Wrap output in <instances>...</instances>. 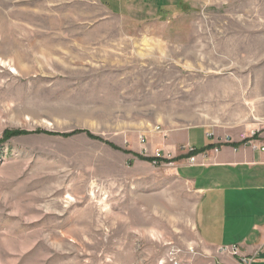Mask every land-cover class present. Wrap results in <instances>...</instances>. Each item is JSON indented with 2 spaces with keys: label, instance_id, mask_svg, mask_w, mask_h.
<instances>
[{
  "label": "rangeland",
  "instance_id": "obj_1",
  "mask_svg": "<svg viewBox=\"0 0 264 264\" xmlns=\"http://www.w3.org/2000/svg\"><path fill=\"white\" fill-rule=\"evenodd\" d=\"M146 1L0 0V264H214L198 168L139 157L264 119V0Z\"/></svg>",
  "mask_w": 264,
  "mask_h": 264
},
{
  "label": "crops",
  "instance_id": "obj_2",
  "mask_svg": "<svg viewBox=\"0 0 264 264\" xmlns=\"http://www.w3.org/2000/svg\"><path fill=\"white\" fill-rule=\"evenodd\" d=\"M127 3L137 6L138 10L148 6L146 0H116L113 3L107 0L114 13L127 8ZM257 102L260 103L259 99ZM258 116L254 117V124L240 120L238 125L229 128L233 131L194 126L184 132L162 131L159 135L158 147L169 152L175 171L198 168L189 171L184 180L199 194L195 226L203 246L214 255V264H237L242 256L250 258V264H264V153L252 151L247 146L221 142L226 135L237 141L242 131L263 127L264 119ZM195 128L208 130L206 135H210L213 148L219 142V149L217 152L212 148L199 152L197 163L189 164L188 157L194 153L186 152V147H193L189 137ZM178 138L181 143H177ZM167 140L170 143L165 145ZM223 246H236L239 255L220 252L218 249Z\"/></svg>",
  "mask_w": 264,
  "mask_h": 264
},
{
  "label": "built area",
  "instance_id": "obj_3",
  "mask_svg": "<svg viewBox=\"0 0 264 264\" xmlns=\"http://www.w3.org/2000/svg\"><path fill=\"white\" fill-rule=\"evenodd\" d=\"M223 141L225 143H233V142H241L244 144V146H247L248 148H250L252 151H258V152H262L264 153V126L261 128H252V129H248L245 131H242L241 133H239V136L237 138V141H234L231 136L226 135L223 139ZM214 152L218 151V148L216 146H214V148H212ZM187 152L189 153H194L195 149L193 147L187 146L186 147ZM199 154H193L190 155L188 157V162L189 164H195L197 163L196 161V157ZM203 155V154H200ZM170 157V156H168ZM156 158H161V157H156ZM166 159V158H163ZM154 163H156L157 161L154 160ZM220 252H227L229 254H237V248L236 246H223L220 247L218 249ZM251 259L248 257H241L238 264H250Z\"/></svg>",
  "mask_w": 264,
  "mask_h": 264
},
{
  "label": "trees",
  "instance_id": "obj_4",
  "mask_svg": "<svg viewBox=\"0 0 264 264\" xmlns=\"http://www.w3.org/2000/svg\"><path fill=\"white\" fill-rule=\"evenodd\" d=\"M91 137V136H90ZM242 143L241 142H239V143H232L231 145H241ZM211 148H213V146H212V144H207L206 146H204V147H202V148H199V149H195L194 151V154H196V153H199V152H202V151H204V150H206V149H211ZM142 157V158H141ZM141 157H139L140 159H143V160H148V161H154V160H156L157 162H161V161H163V162H167V163H169V162H172V159H163V158H156V157H152V158H148V157H145V156H141ZM156 162V163H157Z\"/></svg>",
  "mask_w": 264,
  "mask_h": 264
}]
</instances>
